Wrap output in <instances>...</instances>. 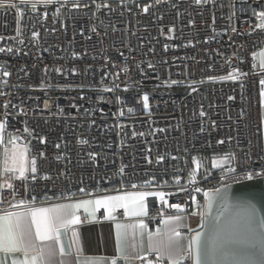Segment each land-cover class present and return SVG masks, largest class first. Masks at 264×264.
Returning a JSON list of instances; mask_svg holds the SVG:
<instances>
[{
    "label": "built area",
    "instance_id": "1",
    "mask_svg": "<svg viewBox=\"0 0 264 264\" xmlns=\"http://www.w3.org/2000/svg\"><path fill=\"white\" fill-rule=\"evenodd\" d=\"M143 3H0L2 133L37 169L4 172L3 151L0 214L21 200L162 190L164 202L145 198L154 233L163 214L187 217L197 203L199 215L205 192L264 178V0ZM217 156L228 162L211 164ZM149 262L166 264L153 253L134 264Z\"/></svg>",
    "mask_w": 264,
    "mask_h": 264
},
{
    "label": "snow or ice",
    "instance_id": "2",
    "mask_svg": "<svg viewBox=\"0 0 264 264\" xmlns=\"http://www.w3.org/2000/svg\"><path fill=\"white\" fill-rule=\"evenodd\" d=\"M42 3H48L50 0H39ZM200 3V0H196ZM147 11V8H145ZM260 17H264V12L259 14ZM264 26V21L261 25ZM35 35V33H34ZM3 51V49H0ZM11 51V49H9ZM256 55L255 53L253 54ZM261 57V68L264 70V50L259 53ZM7 76L9 73L4 72ZM223 79V77L221 78ZM260 84L261 96L264 97V79H261ZM144 106H148V95L143 97ZM131 111V109H130ZM4 128L3 123H0V130ZM222 143V141H221ZM26 153L27 149L18 152L16 147L13 146L11 155L8 151L5 152L4 160V172H10L15 174L19 173L20 177H24L27 171L36 173L35 159L31 160V168L26 167ZM35 179V175L32 177ZM248 178H251L249 174ZM8 188H12L11 183L5 182ZM200 191V189H196ZM219 194V189L216 190L214 195ZM160 196L164 197V193L161 192H131L124 195L117 196H103L97 199L94 203L97 208L103 206L109 213L114 209L123 208L126 215L140 216L147 215L146 206L143 204V200L146 196ZM204 195L209 197V204L213 196H210L208 192ZM195 199V197H193ZM133 205L130 208L129 203ZM92 203L91 201L77 202L75 204L66 205H54L49 208L35 207L32 204L26 203L21 200L19 205H24L22 211H7L0 214V252L4 254H15L17 252L22 253L23 259L14 258L12 264H52V257L55 255V249L53 246L47 248L41 246L39 249L33 244L31 240V228L35 229V237L37 240L59 241L62 233H67L72 225L79 222V216L76 215V210L80 207ZM15 207V206H14ZM173 208L180 209L181 205H172ZM242 217L236 221H228L224 236L217 237L214 240L208 238L202 239L201 233L197 232L188 242V249L185 252L180 245L179 237L181 233L176 231L175 228L169 230L167 242L163 245L168 250V255L171 264H180V258L185 255H191L194 258L195 264H213V258H216L215 264H225L224 257L234 256L240 257V259H234L232 264H255L250 258L259 254L264 257V218L257 220L256 210L253 206L247 205L242 209ZM180 216L169 217V221H179ZM30 221V223H29ZM121 225H117V228H121ZM123 227L136 228V225H128ZM139 227L144 229L146 225L141 220ZM218 225L214 222L212 225V232L216 233ZM160 230L157 229L156 234L159 235ZM152 233H149L151 238ZM119 234H118V248L123 253V247L119 246ZM73 244L78 245V238L75 231L72 232L71 243L69 249ZM259 245V247H257ZM77 250H79L77 248ZM159 250V249H158ZM59 251L61 254L65 253L64 247L61 244ZM173 252L175 255H173ZM125 261L135 259L138 257L124 256ZM0 264H5L4 261H0ZM63 264V262H62ZM111 264H117L115 258L111 260ZM151 264V262H149ZM264 264V262H262Z\"/></svg>",
    "mask_w": 264,
    "mask_h": 264
},
{
    "label": "crops",
    "instance_id": "3",
    "mask_svg": "<svg viewBox=\"0 0 264 264\" xmlns=\"http://www.w3.org/2000/svg\"><path fill=\"white\" fill-rule=\"evenodd\" d=\"M8 0H0V3ZM21 3L32 4L34 7L41 9H46L49 6L62 5V4H84L89 3L92 0H50L48 3L39 2V0H19ZM107 1H130V0H103ZM133 1V0H132ZM136 1V0H135ZM159 1V0H156ZM147 2V1H146ZM264 50V47L258 52V62L261 65V57L259 53ZM262 106L261 112L263 115V146H264V97L261 96ZM1 123V122H0ZM8 144V145H7ZM13 146L16 147L17 151H24L25 147L17 145L12 137H9L8 142L6 141L2 130L0 131V168H1V156L3 151L7 150L11 154ZM26 167H28V157L26 153ZM157 190L150 189H119L113 188L110 190H103L96 193H88L82 196H77L62 201L44 202L40 204H33L35 207L49 208L54 205H66L75 204L77 202L91 201L92 203L84 205L76 210V215L79 216V222L72 225L67 233H62L60 240H50V241H39L35 237V229L31 228V240L33 244L39 249L41 246L48 247L53 246L55 249V255L52 257V264H111L113 258L118 260H123L124 264H134L135 259L125 261L124 256L138 257L142 258L148 254L153 253L157 257L163 259L166 264H171L168 250L163 246L168 239L169 230L175 228L176 231L181 233L178 238L180 245L183 250L187 252L189 234L196 228L193 227L192 217L189 214L187 217L182 215H165L161 219V224L156 227L155 232L152 233L151 238L149 233L144 229L139 227V223L142 220L145 224V215L140 216H130L125 214V218L121 219L117 217V211L123 208L114 209L111 213L107 211L103 206L97 208L95 201L102 198L103 196H117L124 195L125 193L131 192H155ZM147 197V196H146ZM145 197V198H146ZM157 197V196H156ZM145 198L143 204L145 205ZM158 198V197H157ZM159 199V198H158ZM26 203H30L27 202ZM24 206V205H22ZM130 208L133 207L131 202L129 203ZM163 208V207H162ZM24 209H18L16 211H22ZM124 210V209H123ZM164 208L162 212L164 213ZM125 212V211H124ZM3 214V213H2ZM180 216L179 221H168L169 217ZM30 223V221H29ZM136 225L135 229L131 227H123L128 225ZM117 225H121V228H117ZM157 229L160 230L159 235L156 234ZM75 231L78 238V245L73 244L71 249L69 245L71 243L72 232ZM118 234H119V246L123 247V253L119 251L118 248ZM63 245L65 253L61 254L59 251L60 245ZM77 248L79 250H77ZM159 249V250H158ZM173 255L175 253L173 252ZM185 257H191V255H185L180 258V264L183 262ZM14 258L23 259L22 253H9L4 254L0 252V261H4L5 264H12Z\"/></svg>",
    "mask_w": 264,
    "mask_h": 264
},
{
    "label": "water",
    "instance_id": "4",
    "mask_svg": "<svg viewBox=\"0 0 264 264\" xmlns=\"http://www.w3.org/2000/svg\"><path fill=\"white\" fill-rule=\"evenodd\" d=\"M8 145V144H7ZM219 189V194L214 195ZM208 192L211 199L205 196L203 208L199 211V223L192 231L193 234L188 237L190 240L197 232L201 233V238L214 240L217 237H223L226 231L228 221L236 222L242 217V209L251 205L256 210L257 220L264 218V178L250 179L242 182L228 184ZM218 225L216 233L212 232L213 223ZM259 247V245H257ZM192 264H195L191 256ZM225 264H232L234 259L240 257L226 256L223 258ZM216 258H213L215 264ZM255 264H262L264 257L257 254L250 258Z\"/></svg>",
    "mask_w": 264,
    "mask_h": 264
},
{
    "label": "rangeland",
    "instance_id": "5",
    "mask_svg": "<svg viewBox=\"0 0 264 264\" xmlns=\"http://www.w3.org/2000/svg\"><path fill=\"white\" fill-rule=\"evenodd\" d=\"M138 6L141 7L143 10H145V8H147V4L146 3L139 4ZM227 162H228V158L227 157H222V156L212 157L210 159V163L213 164V165L223 166ZM196 170H199V166L198 165H196ZM155 192L163 193L162 190H157ZM157 197L159 198L160 201H163V202L165 201L164 197H163V199H161L160 196H157ZM163 208H164V206H163ZM198 210H199L198 209V204L194 203L193 207H192V210L190 211V214H191V217H192V222L191 223L193 224V227H195L198 224V217H197Z\"/></svg>",
    "mask_w": 264,
    "mask_h": 264
},
{
    "label": "trees",
    "instance_id": "6",
    "mask_svg": "<svg viewBox=\"0 0 264 264\" xmlns=\"http://www.w3.org/2000/svg\"><path fill=\"white\" fill-rule=\"evenodd\" d=\"M146 1H148V0H136V1L134 0V1H132V3L133 4H139V3L146 2ZM122 2H125V1H107L108 4H118V3H122ZM94 193H96V192H94ZM85 194H88V192H83V193L76 192V193H73V194H66V195L61 196L59 198L53 197V198L49 199L48 202L67 200V199L74 198V197H77V196H82V195H85Z\"/></svg>",
    "mask_w": 264,
    "mask_h": 264
}]
</instances>
